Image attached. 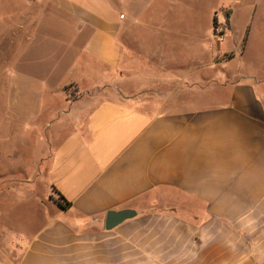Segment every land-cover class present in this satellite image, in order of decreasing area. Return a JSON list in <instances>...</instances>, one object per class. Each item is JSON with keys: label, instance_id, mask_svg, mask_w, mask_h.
<instances>
[{"label": "crops", "instance_id": "1", "mask_svg": "<svg viewBox=\"0 0 264 264\" xmlns=\"http://www.w3.org/2000/svg\"><path fill=\"white\" fill-rule=\"evenodd\" d=\"M9 1L1 15L18 20L0 35L55 38L51 63L32 67L116 79L103 100L63 96L51 124H70L50 135L38 173L0 168V264H264V75L232 74L205 49L181 62L163 42L146 64L129 0ZM70 81L80 88L62 76L58 87ZM29 191L27 219L1 208ZM121 209L135 215L106 229Z\"/></svg>", "mask_w": 264, "mask_h": 264}, {"label": "rangeland", "instance_id": "2", "mask_svg": "<svg viewBox=\"0 0 264 264\" xmlns=\"http://www.w3.org/2000/svg\"><path fill=\"white\" fill-rule=\"evenodd\" d=\"M129 1L133 5L131 14L135 17L129 35L138 36L136 51L152 54L151 57L138 54L146 64L157 63L155 51L163 42L181 62L191 61L187 57L188 51L195 54L205 49L208 59H211V53H215L216 61L224 59L221 63L232 74L264 75V0ZM0 2L1 32V24L11 26L18 18L2 16L11 2ZM55 44L52 35H0V168L8 176L18 175L15 170L22 171L27 177L39 172L36 165L41 156L45 158L47 140L70 124L64 114L62 123L51 124L52 118L60 116V111L66 109L65 96H82L89 103L114 95L115 88L111 84L115 75L80 71L60 73L63 71H51L49 66H31L36 59L51 63L46 53L54 50ZM197 64L194 57V66ZM34 75L46 84L41 94H38L40 86ZM60 76L80 82V88L72 81L58 87ZM122 87L127 88V85ZM22 162L25 164L22 169H12ZM35 192L45 194L42 183L35 186ZM31 193L24 194L28 199L23 203H15L11 195H5L1 208L13 207L18 215L27 219L28 210L35 207Z\"/></svg>", "mask_w": 264, "mask_h": 264}, {"label": "water", "instance_id": "3", "mask_svg": "<svg viewBox=\"0 0 264 264\" xmlns=\"http://www.w3.org/2000/svg\"><path fill=\"white\" fill-rule=\"evenodd\" d=\"M135 215L132 209H121L118 211H108L105 214L104 226L106 229H111L125 219L131 218Z\"/></svg>", "mask_w": 264, "mask_h": 264}, {"label": "trees", "instance_id": "4", "mask_svg": "<svg viewBox=\"0 0 264 264\" xmlns=\"http://www.w3.org/2000/svg\"><path fill=\"white\" fill-rule=\"evenodd\" d=\"M226 21H228V12L226 13ZM56 202L59 206L67 207L69 206V202L65 201L64 198L61 195H58V198L56 199Z\"/></svg>", "mask_w": 264, "mask_h": 264}]
</instances>
